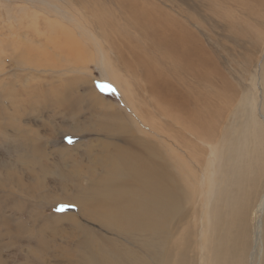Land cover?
Segmentation results:
<instances>
[{
    "label": "bare ground",
    "instance_id": "bare-ground-1",
    "mask_svg": "<svg viewBox=\"0 0 264 264\" xmlns=\"http://www.w3.org/2000/svg\"><path fill=\"white\" fill-rule=\"evenodd\" d=\"M75 1L99 30L105 44L94 40L96 65L120 98L119 104L105 103L85 87L77 91V81L75 93L57 85L40 92L44 104L73 121L63 136L72 137L87 111L100 131L118 138L104 142L90 169L76 158L62 174L71 182L74 208L67 235L85 236L65 263L264 264L261 50L235 68L229 59L221 62L211 34L189 8L165 0ZM194 1L214 16L218 11L222 17L218 6L226 4L263 18L264 0ZM234 22L227 33L256 46L250 30L233 28ZM85 28L78 27L83 37ZM35 134L18 131L0 142L39 178L48 170L43 140Z\"/></svg>",
    "mask_w": 264,
    "mask_h": 264
},
{
    "label": "rangeland",
    "instance_id": "rangeland-1",
    "mask_svg": "<svg viewBox=\"0 0 264 264\" xmlns=\"http://www.w3.org/2000/svg\"><path fill=\"white\" fill-rule=\"evenodd\" d=\"M181 1L165 3L191 9L207 29L206 34H211L212 49L222 63L229 59L238 68L242 59L256 58L260 50L264 58V11L263 18L258 19L252 12H241L225 4L218 6L220 17L218 11L214 16L198 1ZM191 1L193 5L198 3L196 7ZM81 13L75 0H0V141L4 136L5 140L6 136L15 139L18 131L29 136L36 132L35 137L43 140L48 170L40 179L29 175L28 162L8 153L0 142V264H66L64 256L78 251L85 236L67 235L73 232L67 216L74 208L69 201L71 182L63 181L62 174L70 171L76 158L81 167L90 169L104 142L118 143L117 135L100 131L97 120L87 111L76 121L81 125L74 129L72 137L63 136V128L73 121L62 117L55 106L44 104L45 97L40 95L53 85L75 93L77 81V91L81 88L82 92L85 87L105 103L119 104L115 84L106 81L105 72L96 65L100 54L92 47L94 40L103 42L99 30L91 27ZM234 19L233 28H248L256 46L252 45L254 40L242 41L236 34L233 37L227 33L228 23ZM79 26L86 27L88 35L79 34ZM79 60L82 62L78 65ZM224 65L231 67L229 62ZM14 124L20 126L18 130ZM50 221L55 225L44 229ZM38 251L41 256L31 255Z\"/></svg>",
    "mask_w": 264,
    "mask_h": 264
},
{
    "label": "snow or ice",
    "instance_id": "snow-or-ice-1",
    "mask_svg": "<svg viewBox=\"0 0 264 264\" xmlns=\"http://www.w3.org/2000/svg\"><path fill=\"white\" fill-rule=\"evenodd\" d=\"M63 207V206H62Z\"/></svg>",
    "mask_w": 264,
    "mask_h": 264
}]
</instances>
